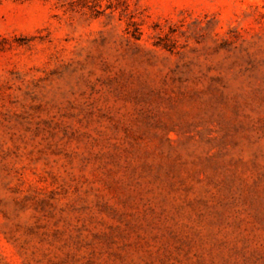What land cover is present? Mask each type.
<instances>
[{"label": "rangeland", "instance_id": "rangeland-1", "mask_svg": "<svg viewBox=\"0 0 264 264\" xmlns=\"http://www.w3.org/2000/svg\"><path fill=\"white\" fill-rule=\"evenodd\" d=\"M0 264H264V0H0Z\"/></svg>", "mask_w": 264, "mask_h": 264}]
</instances>
